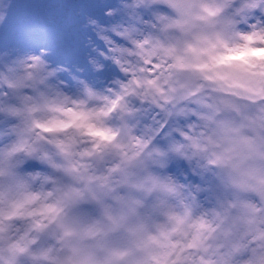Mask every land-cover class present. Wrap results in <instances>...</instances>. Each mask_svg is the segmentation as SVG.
Listing matches in <instances>:
<instances>
[{"label":"clouds","instance_id":"clouds-1","mask_svg":"<svg viewBox=\"0 0 264 264\" xmlns=\"http://www.w3.org/2000/svg\"><path fill=\"white\" fill-rule=\"evenodd\" d=\"M0 264H264V0H0Z\"/></svg>","mask_w":264,"mask_h":264}]
</instances>
